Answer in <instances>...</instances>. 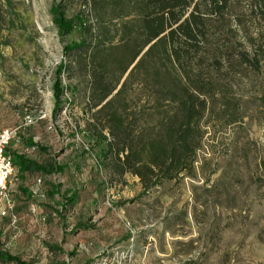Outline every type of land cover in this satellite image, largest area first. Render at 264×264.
<instances>
[{"label":"rangeland","instance_id":"374dc122","mask_svg":"<svg viewBox=\"0 0 264 264\" xmlns=\"http://www.w3.org/2000/svg\"><path fill=\"white\" fill-rule=\"evenodd\" d=\"M57 5L67 17L89 7L0 0V129L14 131L13 162L46 167L14 164L0 264H264V66L226 79L171 161L153 150L174 105L114 98L134 63L67 55L83 33L59 31Z\"/></svg>","mask_w":264,"mask_h":264},{"label":"trees","instance_id":"16d2710c","mask_svg":"<svg viewBox=\"0 0 264 264\" xmlns=\"http://www.w3.org/2000/svg\"><path fill=\"white\" fill-rule=\"evenodd\" d=\"M86 2L88 9L71 17L58 5L52 9L60 32L80 29L83 33L82 40L70 43L65 53L87 47L94 53L93 64L106 54L124 73L151 44L114 98L125 99L126 92L133 89L152 101L151 109L164 103L174 105L175 113L162 125L166 128L159 139L162 144L153 150L171 161L187 143L193 129L191 119L211 112L216 94L226 96L231 89L225 87L226 79L242 78L264 66V0ZM70 63L71 59L63 61L61 70L68 71ZM15 163L20 170L46 168L20 155Z\"/></svg>","mask_w":264,"mask_h":264},{"label":"built area","instance_id":"2783aa9c","mask_svg":"<svg viewBox=\"0 0 264 264\" xmlns=\"http://www.w3.org/2000/svg\"><path fill=\"white\" fill-rule=\"evenodd\" d=\"M14 136V131L11 128L0 129V198L7 189V184L14 171V162L12 156L8 152V146ZM8 205L2 210V215L7 213V210L12 208L9 201Z\"/></svg>","mask_w":264,"mask_h":264},{"label":"crops","instance_id":"0c3cea01","mask_svg":"<svg viewBox=\"0 0 264 264\" xmlns=\"http://www.w3.org/2000/svg\"><path fill=\"white\" fill-rule=\"evenodd\" d=\"M19 168V167H18ZM19 170H20V168H19ZM21 172H22V174L25 176V175H27V173H29L30 171H22V170H20ZM24 180H28V181H31V182H34L35 180H29L28 178H24ZM37 181H38V183L36 184V187H37V191L39 192L41 189H39L38 188V186H40L41 185V181H40V178H38L37 179ZM34 191H35V189H34ZM7 201H9L10 202V204L12 205V208L11 209H13V206H14V203L13 202H11V200H9V199H6V202L4 203L5 205H2V206H0V215H2V210L4 209V207L6 206V205H8V202ZM11 209H9V210H11ZM34 209H35V207H34ZM9 210H7V212H9ZM35 211V210H34ZM11 213V212H10ZM7 214V213H6ZM5 214V215H6Z\"/></svg>","mask_w":264,"mask_h":264},{"label":"water","instance_id":"95a60500","mask_svg":"<svg viewBox=\"0 0 264 264\" xmlns=\"http://www.w3.org/2000/svg\"><path fill=\"white\" fill-rule=\"evenodd\" d=\"M151 44H149L143 51H142V53L139 55V57L136 59V61L134 62V64L132 65V67L136 64V62L140 59V57L144 54V52L149 48V46H150ZM131 67V68H132Z\"/></svg>","mask_w":264,"mask_h":264}]
</instances>
